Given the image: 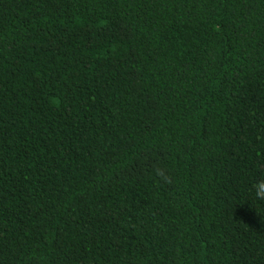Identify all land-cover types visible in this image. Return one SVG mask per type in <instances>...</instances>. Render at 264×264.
<instances>
[{
  "label": "trees",
  "instance_id": "obj_1",
  "mask_svg": "<svg viewBox=\"0 0 264 264\" xmlns=\"http://www.w3.org/2000/svg\"><path fill=\"white\" fill-rule=\"evenodd\" d=\"M264 0H0V264H264Z\"/></svg>",
  "mask_w": 264,
  "mask_h": 264
},
{
  "label": "clouds",
  "instance_id": "obj_2",
  "mask_svg": "<svg viewBox=\"0 0 264 264\" xmlns=\"http://www.w3.org/2000/svg\"><path fill=\"white\" fill-rule=\"evenodd\" d=\"M253 198L256 201H264V180H259L252 185Z\"/></svg>",
  "mask_w": 264,
  "mask_h": 264
}]
</instances>
